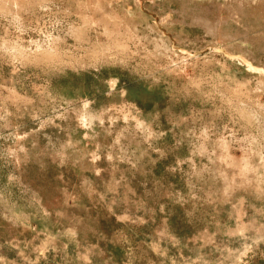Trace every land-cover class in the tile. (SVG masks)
<instances>
[{
    "label": "rangeland",
    "instance_id": "374dc122",
    "mask_svg": "<svg viewBox=\"0 0 264 264\" xmlns=\"http://www.w3.org/2000/svg\"><path fill=\"white\" fill-rule=\"evenodd\" d=\"M0 264H264V0H0Z\"/></svg>",
    "mask_w": 264,
    "mask_h": 264
},
{
    "label": "bare ground",
    "instance_id": "6f19581e",
    "mask_svg": "<svg viewBox=\"0 0 264 264\" xmlns=\"http://www.w3.org/2000/svg\"><path fill=\"white\" fill-rule=\"evenodd\" d=\"M14 3H15V2H14ZM17 3H18V2H17ZM15 4H16V3H15ZM3 5H4V4H3ZM99 6H100V5H99ZM197 20H201V19H197ZM201 21L204 23L203 20H201ZM42 52H43V51H42ZM42 52H41V53H42ZM42 54L45 55V56H49V55H51L52 53H49V52H43ZM54 54H55V53H54ZM54 54H53V55H54ZM52 58H53V57H52ZM58 59H59V58H58Z\"/></svg>",
    "mask_w": 264,
    "mask_h": 264
}]
</instances>
